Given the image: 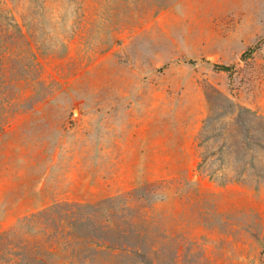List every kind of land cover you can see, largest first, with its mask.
Here are the masks:
<instances>
[{"label": "rangeland", "instance_id": "obj_1", "mask_svg": "<svg viewBox=\"0 0 264 264\" xmlns=\"http://www.w3.org/2000/svg\"><path fill=\"white\" fill-rule=\"evenodd\" d=\"M261 126L264 0H0V264H264Z\"/></svg>", "mask_w": 264, "mask_h": 264}, {"label": "trees", "instance_id": "obj_2", "mask_svg": "<svg viewBox=\"0 0 264 264\" xmlns=\"http://www.w3.org/2000/svg\"><path fill=\"white\" fill-rule=\"evenodd\" d=\"M221 69H225V67H221ZM209 119V118H208ZM208 122V120H207ZM206 122V123H207ZM233 124V123H232ZM232 124H226L228 125V129L227 128H223L220 130V134L219 136L223 137V142L221 144V151L220 152H224L225 149L228 148V150L233 154L234 153V159H228L225 160V162H229V166L235 170V174H242L241 171H238L239 169L242 170L244 167L246 168V163L244 161L245 157H246V151L245 149L250 146L252 147L253 145H249L246 142H244L241 138H240V134L237 132V128L234 130V127H231L230 125ZM258 131H260V136L257 137L258 140L261 138V134H264V128H258L256 129ZM263 136V135H262ZM247 137V135H246ZM247 138H252L251 136H248ZM209 139V138H208ZM205 140V142L208 141ZM262 142H264V140H262ZM257 148L260 149L259 152H257ZM253 153L250 156L251 162L250 164V168L251 169H255V174H264V144H260V143H256L254 148H252ZM245 153H244V152ZM255 152V153H254ZM208 159L206 157H203L201 163L199 164V167H205V165H207ZM245 166H242L244 165Z\"/></svg>", "mask_w": 264, "mask_h": 264}, {"label": "bare ground", "instance_id": "obj_3", "mask_svg": "<svg viewBox=\"0 0 264 264\" xmlns=\"http://www.w3.org/2000/svg\"><path fill=\"white\" fill-rule=\"evenodd\" d=\"M74 113H77V111L75 110Z\"/></svg>", "mask_w": 264, "mask_h": 264}]
</instances>
